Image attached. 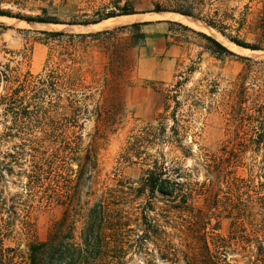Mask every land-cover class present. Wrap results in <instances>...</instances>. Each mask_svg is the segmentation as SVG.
<instances>
[{"label":"rangeland","instance_id":"rangeland-1","mask_svg":"<svg viewBox=\"0 0 264 264\" xmlns=\"http://www.w3.org/2000/svg\"><path fill=\"white\" fill-rule=\"evenodd\" d=\"M110 1L67 0L68 9L58 14V18L70 21L82 10ZM258 1L204 0L200 15L209 18L217 12L223 20L224 14H229L226 9L234 8L238 22L244 6H250L252 14L243 28L239 30L237 23L226 20L224 23L231 31L225 32L250 45H260L262 50L259 51L241 49L212 28L214 32L209 34L166 19L149 22L170 21L186 28L169 24L168 34L157 43H152L142 27L134 29L131 24L76 32L60 27L40 28L39 24L25 22L18 25L5 22L0 23L6 28L0 34V69L8 64L17 69L22 79L27 76L33 81L34 100L47 110L48 125L52 126L56 119L62 122L58 134L69 139L80 137L83 148L94 147L99 182L104 181L110 187H116L119 181L137 186L141 165L126 163L117 170L118 160L133 137L149 128L156 136L152 143H140L141 151L158 156L159 160L163 155L169 166L175 163L192 170L205 154L208 158L220 157V165L211 176L210 206L215 207L213 196L219 194L227 207L234 204L241 213L264 214L258 200L264 196V142H258L256 134L259 131L257 105L264 102V40L258 42L257 34L250 29L257 9L262 7ZM34 6L37 4L27 0L24 9L5 4L1 8L34 15L37 13L31 11ZM122 6L133 11V15H143L152 13L155 8H177L184 4L177 0H121L118 7ZM190 18L206 25L200 19ZM142 22L148 21L136 23ZM38 31L61 32L64 36L46 38L35 34ZM105 31L109 33L78 36ZM203 35L251 62H243L214 48ZM35 39H45L47 44ZM233 47L241 51L235 52ZM2 88L3 84L0 93ZM58 97H62L59 104ZM2 120L0 109V131ZM39 133L37 130L35 135ZM179 147L190 151V156L184 157ZM194 178L206 181L202 169L194 172ZM99 195L98 191L96 199ZM129 197L128 210L141 201L128 192L123 196L124 202L127 203ZM37 201L32 216L38 239L43 240L49 225L60 218L61 209L41 208ZM126 207L124 204L122 209ZM258 219L264 222V217ZM211 223L217 224V230L207 228L206 231L222 237L228 235L230 219L225 215ZM26 252L23 239L5 240L0 243V264H29ZM8 255L13 259L9 260ZM125 260L127 264H144L143 257L134 254H128ZM227 261L228 264H254L236 244L228 251Z\"/></svg>","mask_w":264,"mask_h":264},{"label":"trees","instance_id":"trees-1","mask_svg":"<svg viewBox=\"0 0 264 264\" xmlns=\"http://www.w3.org/2000/svg\"><path fill=\"white\" fill-rule=\"evenodd\" d=\"M32 1L37 6L31 11L37 13L26 15L13 13L10 8L2 9L1 6L5 4L24 9L27 8V0H0V17L29 24L88 26L135 14L127 11L125 6L118 7L121 0H111L109 4L82 10L70 21H61L58 14L68 9L67 0ZM177 1L182 2L184 7L155 8L151 12L195 17L240 48L262 50L260 45H250L225 32L228 29L231 31L224 23L226 20L237 23L239 30L243 28L247 17L252 14L250 6H244L242 17L237 22L234 8L226 9L229 14H224L223 20L217 12L204 18L200 15L204 0ZM258 3L262 7L257 9L250 29L261 42L264 40V0ZM150 23H134L130 27L138 29ZM4 30L6 28L0 25V34ZM108 33L78 36L95 37ZM35 34L46 38L64 36L61 32L47 31ZM203 36L214 48L243 62H251L247 57L234 55L216 40ZM35 41L47 44L45 39ZM32 82L27 76L22 79L17 69L10 68L8 64L0 69V85L3 84L0 93L3 119L0 131L1 244L5 240L15 242L23 239L29 264H127L125 258L128 254L142 256L144 264H156L155 261L162 264H228V251L234 244L252 263L264 264V222L258 219L264 214L241 213L234 204L227 207L219 194L213 196L215 207L210 206L211 176L220 165V157L208 158L205 154V158L202 157L192 170L175 163L169 166L163 155L159 160L158 156L141 151L140 143H152V138L156 136L155 131L145 128L124 148L117 166L118 170L126 163L141 165L137 186L119 181L116 187H110L97 179L99 168L94 147L83 148L80 137L69 139L58 134L63 126L57 119L52 126L48 125L47 110L34 100ZM57 99L59 104L62 97ZM257 108V141L264 142V102ZM37 130L39 136L35 135ZM2 148L5 150L2 151ZM179 148L184 157L190 156V151ZM199 169L205 173L206 181L199 182L194 178V172ZM12 188L17 191L12 193ZM83 188L85 191H82ZM98 191L100 195L96 199ZM128 192L141 199L137 206L134 203L129 210L131 196L127 203L123 198ZM36 199L38 207L61 209L60 218L49 225L43 240L38 239L32 216ZM92 199L95 201L90 203ZM258 200L264 210V196ZM124 204L126 209H122ZM223 215L230 219L226 237L206 231L207 228L216 231L217 224L211 225V222H216ZM8 258L12 260L13 256L8 255Z\"/></svg>","mask_w":264,"mask_h":264},{"label":"bare ground","instance_id":"bare-ground-1","mask_svg":"<svg viewBox=\"0 0 264 264\" xmlns=\"http://www.w3.org/2000/svg\"><path fill=\"white\" fill-rule=\"evenodd\" d=\"M163 19L177 21V22H180L181 24H183L185 26H188V27L194 28V29H198L201 31H205L209 34H212V32H214L210 27L204 25L203 23H201L195 19H192V18H189L186 16H182L180 14L169 13V12L121 16V17H116V18H110V19L102 21L98 24L88 25V26H80V27L53 26V25H39V27L40 28L60 27V28L71 29V30H74L76 32H84L86 30H92V29H98V30H105V29H109V28L111 29V27H114L117 25H130V24L142 21V20L149 22L150 20H163ZM5 22H7L8 24H12V25H15L17 23H23L20 21L14 22V20H12V19L0 17V23H5ZM21 25H23V24H21ZM216 36H218V37H220V39H222V37L220 35L217 34ZM232 49L235 52L241 51V49H238L236 47H233Z\"/></svg>","mask_w":264,"mask_h":264},{"label":"crops","instance_id":"crops-1","mask_svg":"<svg viewBox=\"0 0 264 264\" xmlns=\"http://www.w3.org/2000/svg\"><path fill=\"white\" fill-rule=\"evenodd\" d=\"M170 23L160 21L153 22L148 25L142 26V32L152 41V43H157L164 39V36L168 34V26ZM80 27V26H71Z\"/></svg>","mask_w":264,"mask_h":264},{"label":"water","instance_id":"water-1","mask_svg":"<svg viewBox=\"0 0 264 264\" xmlns=\"http://www.w3.org/2000/svg\"><path fill=\"white\" fill-rule=\"evenodd\" d=\"M183 16V15H182ZM187 17V16H186ZM190 18V17H189ZM238 47V46H237ZM240 48V47H239ZM241 49H243V48H241Z\"/></svg>","mask_w":264,"mask_h":264}]
</instances>
